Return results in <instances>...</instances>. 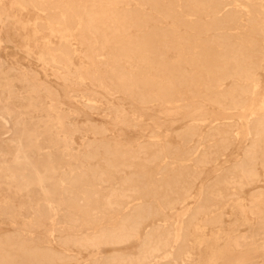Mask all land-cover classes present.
I'll list each match as a JSON object with an SVG mask.
<instances>
[{
	"label": "bare ground",
	"instance_id": "bare-ground-1",
	"mask_svg": "<svg viewBox=\"0 0 264 264\" xmlns=\"http://www.w3.org/2000/svg\"><path fill=\"white\" fill-rule=\"evenodd\" d=\"M3 42L0 264H264V0H0Z\"/></svg>",
	"mask_w": 264,
	"mask_h": 264
},
{
	"label": "rangeland",
	"instance_id": "rangeland-1",
	"mask_svg": "<svg viewBox=\"0 0 264 264\" xmlns=\"http://www.w3.org/2000/svg\"><path fill=\"white\" fill-rule=\"evenodd\" d=\"M31 15L26 16L23 15L22 19L26 20L28 18H30ZM7 27H11V23L8 24ZM14 38L16 39L15 41H18L20 39V37H16L15 34L13 35ZM0 59L6 63H14L15 65H17L19 68H23V69H31L34 71V73H36L37 75H39L42 79H44V76L42 75V72L39 71L40 65L36 64V60L32 57V56H27L21 48H16V47H12L11 45H8L6 42H3L0 44ZM75 62L77 63L78 61L75 60ZM8 66V64H7ZM46 79V78H45ZM51 84L57 89L59 90V87L57 86V83L55 82V80H53L51 77H49ZM259 79L261 80L262 83H264V72H259ZM49 81V80H48ZM18 88H20L18 86ZM114 105L119 106V107H123L124 104L122 102H118L117 100H113L112 101ZM156 115L155 112H148L147 113V119L150 120L152 117H154ZM186 122H181L179 123L177 126L174 127V129L178 130V128H182L186 125ZM200 129L204 131L205 126L204 125H200ZM126 132V136L125 139L127 141L132 142L133 137H132V133L127 130ZM42 146H45L46 143L42 138V142H41ZM239 150V146L237 144H233L230 146L229 151H228V157L232 158L235 156V154L238 152ZM243 195H245L243 193ZM229 213V212H228ZM234 218L231 215H227L223 218V224L222 227L226 230H236L238 228H240L238 226L237 223L235 224H230L232 222ZM156 222V221H155ZM0 228L6 230V228H8V224H4L1 223L0 224ZM243 229V228H241ZM211 229L205 230L204 231V235H209ZM213 230V229H212ZM214 244V243H213ZM193 252H197V250L193 249Z\"/></svg>",
	"mask_w": 264,
	"mask_h": 264
}]
</instances>
